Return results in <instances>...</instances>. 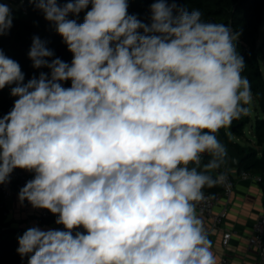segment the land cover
<instances>
[{"label":"clouds","instance_id":"obj_1","mask_svg":"<svg viewBox=\"0 0 264 264\" xmlns=\"http://www.w3.org/2000/svg\"><path fill=\"white\" fill-rule=\"evenodd\" d=\"M27 2L73 58L33 36L32 67L49 72L25 83L0 50V90L17 97L0 117V185L32 173L20 203L63 225L28 228L17 253L27 264H217L197 206L227 179L210 174L226 154L217 133L252 102L239 33L177 0H153L149 23L128 0ZM12 26L0 3V36Z\"/></svg>","mask_w":264,"mask_h":264},{"label":"trees","instance_id":"obj_2","mask_svg":"<svg viewBox=\"0 0 264 264\" xmlns=\"http://www.w3.org/2000/svg\"><path fill=\"white\" fill-rule=\"evenodd\" d=\"M128 2L129 14H135L145 23L150 22V5L153 0H128ZM0 3L8 4L13 16V26L9 33L0 36V50L19 63L25 74V83L34 75L39 76L42 71L49 72L46 68L34 69L32 67L28 52L33 36H39L46 42V46L54 52L53 58L59 57L63 61L71 63L72 53L67 50L62 38L44 19L39 10L34 9L27 0H0ZM177 3L188 11L200 10L201 18L205 22L223 23L231 27L234 32L239 33L235 42L236 48L246 64L242 75L250 81L252 98L258 111L252 130L255 142L251 146H242L230 138L226 128H222L217 133V138L223 145L235 149L240 156H243L236 168L237 173L245 170L259 174L264 178V65L261 64V58H264V41L259 42V29L264 23V0H177ZM84 15V12L80 13L78 23L83 22ZM64 86L70 87V81L65 82ZM10 90L11 88L7 87L0 90V117L12 109L14 101L17 99L10 95ZM248 123L249 117L244 115L240 119L234 120L229 126V130L233 135L242 137L244 135L243 128ZM210 158L208 155L202 157L200 170ZM228 161L229 156L226 152L224 163L210 174L215 178ZM261 184L264 185V182ZM203 191L204 193H219L221 189L217 185L212 188L205 187ZM39 221L44 223L49 220L39 218ZM27 229L22 224L6 218L3 198L0 193V264H27L28 257L21 258L17 253L18 237Z\"/></svg>","mask_w":264,"mask_h":264},{"label":"crops","instance_id":"obj_3","mask_svg":"<svg viewBox=\"0 0 264 264\" xmlns=\"http://www.w3.org/2000/svg\"><path fill=\"white\" fill-rule=\"evenodd\" d=\"M256 107L255 103V109ZM252 147L256 148L255 146ZM230 160L231 156H229ZM224 207L226 208L227 216L222 224L223 229L233 230L235 232L226 249L221 247L220 244L221 230L212 229L210 220L197 213L202 220L206 233H209L208 237L212 244V250L217 258V264H222L221 260L223 258L227 260L228 264H264L257 252L248 248L247 245V239L252 233L253 221L260 214L264 213V185L250 180H237L231 198L228 201H225L223 198L218 203L216 211ZM10 210V214L13 213L14 215H22L25 213L24 211H31L38 216L40 209H34L32 206H23L18 196H15L10 202ZM48 220V222H44L45 226L47 229H54V220L50 218Z\"/></svg>","mask_w":264,"mask_h":264},{"label":"built area","instance_id":"obj_4","mask_svg":"<svg viewBox=\"0 0 264 264\" xmlns=\"http://www.w3.org/2000/svg\"><path fill=\"white\" fill-rule=\"evenodd\" d=\"M223 173L226 175L227 179L224 184L219 185L221 191L219 193H204L206 199L199 203L197 206V213L201 216L206 217L210 220L212 229L221 230V247L224 249L228 248L231 238L235 234L233 230H224L223 229V221L227 216L226 208H222L219 211H216V207L218 203L224 198L225 201H228L233 192L236 185L237 180H250L257 184H261L264 182V178L261 175L252 173L249 171H241L239 173L236 172V168L230 166V161L222 167L221 171L218 173ZM33 178V174L27 172L22 169H16L11 174L10 182L0 185V193L3 198V203L5 207V215L11 213L10 210V202L18 196V192L20 188H22L25 183ZM23 206L29 207L31 206L27 201H24ZM226 205V204H225ZM38 216L44 219H53L54 223L56 220V216L51 214L49 211L45 209H40L38 212ZM54 229L63 230V225H57L55 223ZM83 231V229H79ZM209 235V233L207 232ZM248 248L253 249L257 252L262 262H264V213L260 214L252 224V233L250 237L247 239ZM222 264H228L227 260L223 258L221 260Z\"/></svg>","mask_w":264,"mask_h":264},{"label":"rangeland","instance_id":"obj_5","mask_svg":"<svg viewBox=\"0 0 264 264\" xmlns=\"http://www.w3.org/2000/svg\"><path fill=\"white\" fill-rule=\"evenodd\" d=\"M262 41H264V23H262L259 29V42L261 43ZM261 64L264 65V58H261ZM11 87L12 86H9L7 88H11ZM246 107H248L249 109L248 114H247V116L249 117V123L246 124L243 128L244 135L242 137H237L230 132L229 127H226V132L230 136V138H232L233 140L237 141L240 145L245 146V147L254 145L255 140H254L253 131H252L253 122H254L256 115L258 114V111L255 109V101L253 100V98H252L251 104L247 105ZM24 212L25 213L22 215L21 214L14 215L13 213L8 214L6 218L14 221L15 223L22 224L26 228L38 226L41 229L47 230V227L45 226V224L39 221V217L35 213L31 211L30 212L24 211Z\"/></svg>","mask_w":264,"mask_h":264},{"label":"water","instance_id":"obj_6","mask_svg":"<svg viewBox=\"0 0 264 264\" xmlns=\"http://www.w3.org/2000/svg\"><path fill=\"white\" fill-rule=\"evenodd\" d=\"M226 152L229 156H231L230 160V166L233 168H237L243 158V156H240L237 151L231 147L225 146Z\"/></svg>","mask_w":264,"mask_h":264}]
</instances>
